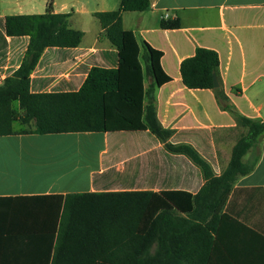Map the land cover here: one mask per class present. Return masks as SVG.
<instances>
[{
  "label": "crops",
  "instance_id": "1",
  "mask_svg": "<svg viewBox=\"0 0 264 264\" xmlns=\"http://www.w3.org/2000/svg\"><path fill=\"white\" fill-rule=\"evenodd\" d=\"M48 3L0 0V19L42 15ZM119 4L120 0H51V12L68 15V27L81 31L82 39L75 48L42 52L30 74L31 91L77 90L92 64L116 67L118 89L104 94L103 132L0 136V143L17 146L11 151L13 168L0 175V222L14 220L24 210L29 201L17 197L106 191L195 194L204 183L200 169L166 145L192 148L219 175L235 142L221 169L213 134L223 139L221 131L232 130L236 123L220 108L212 90L182 84L180 63L195 47L217 53L221 87L235 109L264 121V0H151L147 11L122 13L124 48L115 59L94 14L116 10ZM165 14L167 19L177 17L179 28L161 29ZM27 43V36L6 37L0 29V84L18 68ZM142 45L150 55L156 118L163 129L174 132L163 141L144 121ZM254 153V168L236 179L218 214L203 264H264V138ZM252 156L248 153L242 161ZM0 164L9 165L7 160ZM10 176L18 181L8 183ZM9 234L0 229V264H39L34 245H4L3 237Z\"/></svg>",
  "mask_w": 264,
  "mask_h": 264
},
{
  "label": "trees",
  "instance_id": "2",
  "mask_svg": "<svg viewBox=\"0 0 264 264\" xmlns=\"http://www.w3.org/2000/svg\"><path fill=\"white\" fill-rule=\"evenodd\" d=\"M150 2L120 0L116 10L94 14L100 36L114 48L115 59L124 48L122 13L147 11ZM67 17L52 13L49 0L42 15L0 19V29L6 37H28L21 63L0 84V136L104 131L103 98L105 93L118 89L116 67L92 64L74 91L30 89V74L45 49L75 48L80 44L82 32L69 28ZM179 26L177 17L159 23L165 30ZM141 60L146 79L144 121L149 132L163 141L174 132L163 129L156 118L155 83L144 45ZM218 64L215 51L195 47L194 54L181 61L179 73L187 89L212 90L220 108L233 116L236 125L232 130H244L219 175L192 148L166 145L200 169L204 183L195 194L180 190L106 191L17 197L29 202L16 219L0 222V229L11 233L3 237L4 245H20L23 249L34 245L33 256L39 264H203L206 243L212 242L210 232H215L218 214L236 179L254 168L258 159L254 151L264 138V121L241 115L229 102L221 87ZM213 76L218 81L216 88ZM233 92L240 93L238 89ZM14 123L29 128L14 130ZM248 153L252 158L243 162Z\"/></svg>",
  "mask_w": 264,
  "mask_h": 264
},
{
  "label": "rangeland",
  "instance_id": "3",
  "mask_svg": "<svg viewBox=\"0 0 264 264\" xmlns=\"http://www.w3.org/2000/svg\"><path fill=\"white\" fill-rule=\"evenodd\" d=\"M13 108L19 112L18 106L16 104H13ZM14 130L19 129H27L29 127L26 126H20L19 123L13 124ZM244 133L243 129H234V130H224L221 131L220 136L223 139L218 140L217 139V133L213 134V143H214V150L217 154L218 159V166L221 167V169L224 167V162L226 161V156L229 152V148L232 146V144ZM219 136V137H220ZM17 146L10 144V143H0V161L7 160L8 164L7 167L0 164V175L9 173L10 170L13 168L11 161H13V156H11V153L15 150ZM12 151V152H11ZM48 178H52V176H48ZM18 180H14L11 176L8 178V183H14ZM23 184H27L29 182V179L24 178L22 180Z\"/></svg>",
  "mask_w": 264,
  "mask_h": 264
},
{
  "label": "water",
  "instance_id": "4",
  "mask_svg": "<svg viewBox=\"0 0 264 264\" xmlns=\"http://www.w3.org/2000/svg\"><path fill=\"white\" fill-rule=\"evenodd\" d=\"M213 87L214 88L218 87V81L215 76H213Z\"/></svg>",
  "mask_w": 264,
  "mask_h": 264
},
{
  "label": "built area",
  "instance_id": "5",
  "mask_svg": "<svg viewBox=\"0 0 264 264\" xmlns=\"http://www.w3.org/2000/svg\"><path fill=\"white\" fill-rule=\"evenodd\" d=\"M167 19V15L165 14L164 17H163V20H166Z\"/></svg>",
  "mask_w": 264,
  "mask_h": 264
}]
</instances>
